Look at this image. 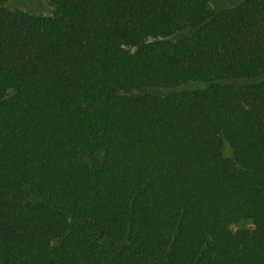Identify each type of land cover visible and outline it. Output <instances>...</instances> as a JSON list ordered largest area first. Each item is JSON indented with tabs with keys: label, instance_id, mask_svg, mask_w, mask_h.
<instances>
[{
	"label": "trees",
	"instance_id": "trees-1",
	"mask_svg": "<svg viewBox=\"0 0 264 264\" xmlns=\"http://www.w3.org/2000/svg\"><path fill=\"white\" fill-rule=\"evenodd\" d=\"M7 1L0 264H264V0Z\"/></svg>",
	"mask_w": 264,
	"mask_h": 264
},
{
	"label": "rangeland",
	"instance_id": "rangeland-1",
	"mask_svg": "<svg viewBox=\"0 0 264 264\" xmlns=\"http://www.w3.org/2000/svg\"><path fill=\"white\" fill-rule=\"evenodd\" d=\"M211 5L215 8H225L234 6L237 0H209ZM7 6L11 9H19L29 13L36 14H48L51 11V7L47 0H8ZM224 152L226 155H230L229 145H225ZM241 228H253L251 221H241L231 225V230L236 232Z\"/></svg>",
	"mask_w": 264,
	"mask_h": 264
}]
</instances>
